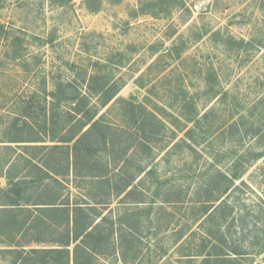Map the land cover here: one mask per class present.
I'll list each match as a JSON object with an SVG mask.
<instances>
[{
  "label": "rangeland",
  "instance_id": "rangeland-1",
  "mask_svg": "<svg viewBox=\"0 0 264 264\" xmlns=\"http://www.w3.org/2000/svg\"><path fill=\"white\" fill-rule=\"evenodd\" d=\"M62 2L0 1V27H3L0 39L6 34L13 35L20 44L3 51L0 42V140L2 123L12 117L16 108L14 96L40 91L42 77H47V87L54 82L70 81L81 89L84 73L92 72V63L99 61L106 65L105 70L117 83L123 82L116 98L150 107L148 103L162 105V101L173 96L174 90L186 88L190 94L198 95L196 105L202 114L217 104L216 99L207 101L199 75L200 71L211 68L218 75L217 99H222L213 118L216 126L223 123L222 129L213 130L185 149L175 146L182 133L165 124L150 151L133 153L128 160H131L129 171L141 169L145 173L149 170L146 163L153 169L144 183L146 190L141 186L146 191L143 204L146 206L138 204L136 209L134 205H123L121 197L114 198L111 205L115 215L129 209L133 219L146 218L143 227L134 233L137 256L132 264H196V261L183 260L181 253H187V247L178 249L179 244L174 242L175 232L184 226L198 231L191 224V217L198 211L191 207L195 187L203 181L209 168L230 174L228 167L233 160L264 151V118L257 109L258 100L264 94V0H69L58 6ZM152 3H160L155 15L140 14V10L155 11ZM215 31H219V35L212 37ZM198 37L201 38L195 42L194 38ZM227 37H231V42L226 43ZM43 41L47 44L42 45ZM240 41H243L241 49L234 50V44ZM173 44L178 48L186 45L181 59L167 58L166 62L161 59L148 73L147 67ZM13 49L21 55L17 62L10 60ZM154 49L157 52L151 54ZM121 63H125L124 66L121 67ZM163 63L168 66L163 67ZM145 71L146 79L137 82ZM168 74L171 77L164 80ZM167 81L171 84L164 85ZM140 83L145 87L141 88ZM224 92H227L226 97L222 96ZM111 104L98 116L108 113ZM125 106L123 103L111 108L106 121L122 124ZM229 115H232L230 119ZM242 116L239 123L245 122L244 127L259 128L256 136L228 130L229 124ZM3 149L0 147V159L7 155ZM16 153L22 150L17 149ZM210 153L219 162L211 160ZM20 161V158L16 160L15 168L21 169ZM234 168L239 172L242 169ZM245 169L241 179L231 187L228 199L243 209L238 223L229 226V234L233 247L250 253L248 258H241L243 263L251 260V264H264V253L255 255L264 245V156ZM73 180L69 177V182ZM69 182H62V193L67 192ZM136 182L137 179L133 185ZM6 184L5 178L0 176V189ZM82 184L81 190L70 189L71 197L88 192L89 185ZM177 197L185 204L162 203V199L176 201ZM44 246L47 244L31 247ZM96 259L95 264H124L111 257ZM10 260L0 258V264Z\"/></svg>",
  "mask_w": 264,
  "mask_h": 264
},
{
  "label": "trees",
  "instance_id": "trees-1",
  "mask_svg": "<svg viewBox=\"0 0 264 264\" xmlns=\"http://www.w3.org/2000/svg\"><path fill=\"white\" fill-rule=\"evenodd\" d=\"M68 1L63 0L58 6ZM150 5L155 11L140 10V14L155 15L160 3ZM0 32H3L2 26ZM217 35L219 31L211 34L212 37ZM200 38H194L195 42ZM231 40L227 37L226 43ZM0 42L3 51L20 46L19 39L9 34ZM184 45L182 48L171 45L172 48L166 49L159 60L156 58L147 67L148 73L161 59L165 62L167 58L180 60L186 48ZM234 45V50L239 51L243 41ZM156 52L154 49L151 54ZM20 59V53L14 50L10 60L17 62ZM121 64L122 67L125 63ZM91 66L92 72L84 73L81 89L75 88L70 81L54 82L47 87V77H42L39 93L14 94L16 108L12 117L2 123L0 140V144H4L0 147L7 151L0 159V176L7 182L6 187L0 189V258L11 259L7 264H95L99 256L132 264L137 256L134 233L139 232L146 218L140 220L135 214L137 217L133 219L129 209L115 215L111 205L118 197H121V204L134 205V208L145 204L147 195L141 186L146 188L144 183L153 174V169L146 163L149 170L145 173L141 169L129 171V158L133 153L150 151L165 124L182 133L175 146L185 149L213 130L222 129L223 123L216 126L213 118L222 99H217L218 75L211 68L203 73L200 71L199 75L207 101L216 99L217 104L201 114L196 105L198 95L190 94L186 88L174 90L173 96L162 101V105L148 103L150 107L116 98L123 82L117 83L105 70L104 63L94 61ZM165 66L168 64L163 63ZM70 67H74L73 63ZM170 74L163 79L167 80ZM143 79H146V71L136 81ZM170 84L167 81L164 85ZM139 85L145 87L142 83ZM222 96L226 97L227 92ZM110 103L109 111L123 103L127 106L122 111V124L108 123L109 111L98 116ZM258 104L257 109L264 118V94ZM231 117L229 115V119ZM242 119L243 116L230 123L228 130L245 135L250 132L256 136L259 128L250 126L247 129L245 122L239 123ZM17 149L26 155L16 153ZM263 156L264 151H258L236 158L228 167L230 174L219 168H209L191 199V207L198 210L191 217V224L198 231L184 226L175 232L174 242L179 244L178 249L187 247V253H181L183 260L196 261V264H251V260L241 261L250 253L233 247L229 226L238 223L243 209L228 199L231 187L241 179L245 168ZM19 158L21 169L15 168ZM210 158L219 162L211 153ZM235 166L243 168L239 172ZM140 174H143L141 178ZM69 177L74 180L69 182ZM63 181L70 185L66 193H62ZM82 183L89 185L88 192L71 197L70 189L81 190ZM162 200L163 204H185L179 197L176 201ZM39 244L47 246L31 247ZM262 253L264 245L255 255Z\"/></svg>",
  "mask_w": 264,
  "mask_h": 264
}]
</instances>
